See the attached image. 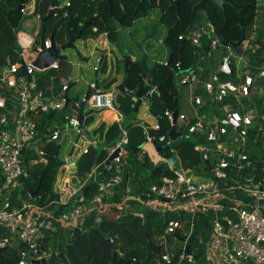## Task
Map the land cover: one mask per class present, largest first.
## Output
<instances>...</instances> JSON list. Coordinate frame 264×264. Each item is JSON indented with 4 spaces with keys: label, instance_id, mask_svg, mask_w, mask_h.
<instances>
[{
    "label": "built area",
    "instance_id": "built-area-1",
    "mask_svg": "<svg viewBox=\"0 0 264 264\" xmlns=\"http://www.w3.org/2000/svg\"><path fill=\"white\" fill-rule=\"evenodd\" d=\"M255 4V6L264 5V0H255ZM20 12L24 13V6ZM256 13L258 11L255 10L254 18ZM204 34L207 36L206 39ZM255 37L256 35L249 41L245 40L243 50L239 47V52L235 53L231 46L221 44L212 26L208 24L204 28L179 36L180 41H186L200 49H204L202 41L205 40L208 52L219 53L217 68L206 78H202L194 68H183L180 61L170 67L166 62L163 63V66L177 73L175 86L189 87L192 95L189 100L190 106L195 116L189 118L179 112L174 124L173 109L164 112L163 116L170 129L174 128L175 133L178 134L174 140L168 137L171 130L166 133L161 132L160 118H157L152 128H143L144 144L155 147L156 144L170 147L176 139L187 135V138H192L196 142L193 149L199 152L201 161L206 164L205 167L202 166V173L199 176L185 174L180 171L173 156L165 157L159 153L160 156L157 158L160 166L168 170L173 177L163 176L157 184L151 185L148 188L147 197L169 201V203L161 201L162 204L174 203L175 205L182 202L183 206L180 207L191 214V217L195 213L208 215L211 210L223 211L224 207L220 204L223 200L222 191L227 194L239 192L240 195L251 199L252 202L248 206H244L240 201H232L227 205L225 209L234 218L215 215L214 218L209 219L210 238L205 250L212 264H264V166L261 167L257 177L256 167L245 153V148L248 146V134L256 126L259 129L257 138L264 140V113L259 112V108L264 107V100L261 99L258 102L253 100L257 93L255 84L258 79L264 80V61L250 66L249 62L247 65L241 62L235 64L232 58L235 54L239 55L240 51L244 54L247 51L251 54L255 53L258 45L251 44ZM44 47L45 49L50 47L49 39H45ZM201 57L204 58V56ZM50 69H57V62ZM21 70L23 74L20 75ZM239 71H242V74H239ZM35 72L40 71H37L32 63L19 62L0 71V89L5 92L4 96L0 95V177L2 179L0 248L4 249L14 242L20 244L22 248L17 264H34L35 261L41 260L48 262L52 253L49 249H43V244L47 235L58 228L49 217L48 223L39 222L37 211L34 209L41 210V208L36 203L20 201L16 206L11 204V196L20 186V181L28 177L30 168L41 164V159L47 158L43 148L49 144H57L61 131L65 127L75 129L76 134H79V104L68 98L69 83L62 84L57 97L48 99L35 90V81L29 82L27 79ZM200 90L208 96V101L221 105L219 117L209 121L199 117L197 112L204 106ZM157 91L155 86L150 87L145 96L149 99ZM13 104H18L20 107L21 119L15 124L16 133L8 129L11 112L9 106ZM86 105L90 110L97 112L110 110L120 113L115 108V97L111 92L100 89L90 96ZM51 111L61 115L62 124L60 127L53 126L54 128L46 134H41L30 115L47 114ZM179 122L185 123L184 130L177 129ZM116 123L119 126V138L112 146L105 147L104 150L107 153L105 161L115 152L116 156L107 165L104 161L92 170L91 180L96 187L93 192L85 197L83 182L77 190L68 193L69 197L65 205L72 203L73 207L58 217V221L65 224L66 228L78 229L90 216L97 217L98 221L117 220L123 212L129 211V208L125 209L123 204L130 194V189L127 187L123 188L124 193L119 200L121 203L107 201L114 189L124 182V169L130 152L129 134L121 126L120 114ZM200 140L204 141L203 145H200ZM38 146L42 149L39 150ZM82 152H86V148ZM145 154V151L141 149L138 159L143 160ZM67 161H71L70 157ZM102 174L107 176L101 178ZM150 204L158 207L156 202ZM112 207H116L114 215L109 217L103 215L104 212H111ZM155 211L161 213L158 208ZM134 215L143 218V213H134ZM178 227L179 222L168 223L164 236L161 238L162 246L163 239L174 234ZM174 257L178 262L187 261L193 264L192 255L186 256L183 249L177 256L170 253L160 254L157 262L170 264Z\"/></svg>",
    "mask_w": 264,
    "mask_h": 264
},
{
    "label": "trees",
    "instance_id": "trees-1",
    "mask_svg": "<svg viewBox=\"0 0 264 264\" xmlns=\"http://www.w3.org/2000/svg\"><path fill=\"white\" fill-rule=\"evenodd\" d=\"M27 1L28 0H0V71L11 64L17 62L24 63L21 57V51L17 46L16 34L18 33L23 20L22 13L18 8L24 6ZM171 1L173 0H169V2ZM196 1L197 0H180L177 11L173 6L170 8V12L175 18L174 23L168 28L166 41L168 48H171V66L178 62L179 49L181 47L180 63L183 68L190 67L192 58L195 56L194 53L197 52V49H200L190 45L186 41H180L178 39L179 36L185 35L191 13L190 3ZM113 2L111 0L112 13L113 15L121 17V22L124 26L131 25L134 11L139 5H141V10L137 13V16L140 15V13H147V10L153 4V0H122L123 9L120 10L113 5ZM44 3L46 4V0H39L38 10L41 15H44V11H42L40 7H44ZM231 5L233 8L225 5L223 13L216 11L214 14L209 13L210 9H212V5H209L207 12L212 27L217 30L224 39L231 42H237L241 38L242 31L246 37L252 31L254 24L255 0H231ZM237 10H241V12L239 13ZM175 11L177 15H175ZM51 12L52 17L46 21L48 23L55 18L53 17L54 12ZM94 13H97L95 24L98 26V31L106 32L109 41L114 42L115 32L107 24L110 17L107 4L99 6L96 10L88 11V18H91ZM58 15L62 16L60 12ZM176 16H178V18ZM68 20L62 18L56 23H52L49 27L45 23V37H49L54 31L55 41L58 44L66 43L70 36L76 35L79 31L77 22L75 20L73 22L72 19L70 21L74 26V29L70 31L68 29L70 21L67 22ZM91 25V23H88L83 29L90 28ZM251 44L258 45V49L255 53L251 54L250 51L246 52V54H250L248 59L250 66H254L264 61V33H260L259 35L256 34L255 40L252 41ZM205 53V49L200 52L201 55H205ZM196 57L197 56H195V59ZM69 67L70 65L67 60L65 58H60L57 61V69L35 72L33 74L35 90L48 99L57 97L62 89V81L65 80V78H68ZM128 71L129 79L125 83V88L128 91H134L139 83L142 84L143 82L140 77V68L136 63L128 62ZM173 72L174 71L167 66H159L155 74V87L158 90V97H155V99L152 100L151 98L155 96L153 95L149 99L150 110L160 118L162 131L171 130L163 115L167 109H174L175 93H178L174 84ZM19 74H23L22 70ZM0 95H5L3 89H0ZM118 103L124 119V115L129 114V110L132 111L133 102L125 96L120 95ZM259 112L264 113V108H259ZM37 115H39V120H35L36 129L39 133H48V131L51 130L49 129L51 122L56 118V112L51 111L47 114L39 113ZM123 126L129 134V148L133 149V151L129 152L127 158L128 165L124 171V178L127 176L126 186L130 189V196H133L137 192L139 193V191H142L141 193L146 195L148 188L153 184H157L163 176L169 178L173 176L168 170L162 169L161 166H159L160 171L155 172L154 174L145 172L146 169H150L147 159L143 158V160L140 161L138 159L140 147L145 141L143 128L139 124L136 125L133 122ZM165 126L168 127L165 128ZM258 132V126L249 132L248 146L245 148V153L256 166L255 174L257 177L259 176L261 167L264 166V143L257 138ZM97 134L101 137L102 141L100 143L102 144V147H100V144L93 139L92 141H94L95 144H89L86 148V152L78 153L79 157L75 162L72 161V156L75 153L73 152L74 150L70 156V160L74 164L71 165V167L75 168L74 175L80 183H85L84 188L88 190V194L93 192L96 188L91 180V172L95 166L106 160L107 153L103 147H110L118 140L120 134L119 126L117 123H114L106 128L101 124L89 132V139L91 136H96ZM183 138L176 139L170 147L162 144H156V147L165 157L173 156L177 161L180 171L185 174L191 173L192 171L198 173L200 167H205L206 164L201 161L199 152L193 149L194 145L191 144L188 139ZM57 146V144H49L43 148L47 154L48 164H38L31 167L28 177L20 181V189L18 187L17 191H21V194L24 197L30 198L32 192L38 188L37 195L33 200L41 209H44L49 205L53 206L49 218L54 226L58 228V233H63L62 230L65 228V224L58 221V217L61 213L72 208L73 204L55 205L57 194L54 190V185L58 171V163L55 160ZM78 154L75 153V156ZM197 173L195 174L199 176ZM106 176L107 174H102L100 177L102 178ZM1 184L2 179L0 177V186ZM122 185L114 189L111 201L121 203L119 200L124 193ZM139 196L138 198H140ZM155 199L156 198H150L149 196L144 203H147L148 201L151 203L150 200ZM107 201H110V198H108ZM159 203L162 202L160 201ZM1 205L2 201H0V207ZM171 221L179 222V227L175 233L169 235V237L175 236L185 242L186 239L190 237L191 232H195L196 237L191 241L189 251L193 258V264H197L203 255L202 240L206 239L207 235L209 236V219L207 216L201 213H195L191 217V214H184L181 211L178 213L175 211L160 213L155 210H151L150 214L143 218L135 216L134 213L129 210L123 212L121 217L117 220L103 219L97 226L82 229V231L70 228V231L66 233V235H59L54 237L53 240L52 237H46L43 249L48 250L47 247L50 240V252L52 253L47 264H107L106 242L110 240L111 242L109 243L111 247L122 259L114 264H159L157 262L159 255L168 253L163 249L160 242L161 238L164 236L168 223ZM183 227L185 228V234L181 233ZM149 244L159 246L161 248L160 254L151 252ZM21 248L22 246L18 243H12L5 247L3 251L0 252V264H17ZM182 248V245L179 248H176L173 254L177 256L182 252ZM170 264L192 263L187 261L178 262L177 258L174 257Z\"/></svg>",
    "mask_w": 264,
    "mask_h": 264
},
{
    "label": "crops",
    "instance_id": "crops-1",
    "mask_svg": "<svg viewBox=\"0 0 264 264\" xmlns=\"http://www.w3.org/2000/svg\"><path fill=\"white\" fill-rule=\"evenodd\" d=\"M96 1H100V0H93V1L92 0H46V4L44 3L45 6L40 7V9L42 11H44V15H41V14H39V10H38L39 0H28L24 4V13L22 14L23 20L21 22V27H20L18 33L16 34L17 46L19 47V49L21 51V57H22L23 62L27 63V64L32 63L33 60L35 59V55H33L30 52V50L32 49L33 45H35V42H36L35 39L39 34H41L42 28H44V30H45V23L49 27L52 25V23H54V22L56 23L57 21H59L62 18H66L67 20L69 19L67 22H69L71 19L73 22L75 20L78 24L79 30L83 26L81 29L82 35L86 37V40L84 42H82V41L75 42L73 49H68V50H66V52L64 51V53L60 54L62 56V58H65L67 60L68 64L71 66V71L68 75L67 80L62 81V83H64V82L69 83V90L67 92L68 98L71 101H73L76 97H80L79 95H76V96H72V99L70 98V92H71V86H72L70 84V82H71L72 74L75 73V71L77 72L78 70H82L84 68L86 70L92 68V72H95V74H97V79L99 80V82H101V86L99 89L102 91L111 92L113 97H115V107L119 108L118 99L120 98L121 94L117 90V86L124 79L125 74H124V68H123L124 61H123L122 57L119 55L118 50H120L122 52V54H124V55L129 54L131 56V60L129 61V63H135L136 61H138L141 58L142 55H141L140 51L138 50V48H136L134 46V44L132 43V40L135 42H140L141 40L144 39L145 36L149 35L154 28H155L154 30L156 33L155 36L157 37L159 35V40H162V38L165 37L169 26L174 23L175 18L173 16V14L170 12L171 6H170V2L167 0H153L152 6L149 7V9L147 10L148 12L145 14L140 13V15L137 16V13H139L140 11L135 13V11H136L135 10L130 26H124L121 22V17H119L117 15H113V13H112V16L110 15L109 21L107 23L115 32V36H114L115 40H114V42H111V41H109L106 32L98 31V26L95 24V19L97 17V13H94L93 16L91 17V18H93V20L88 22V23L92 24L90 26V28L83 29L88 24L86 22L89 19H91V18H88L87 12L90 10H96L98 8V7H96V4H97ZM144 1H147V0H144ZM112 2H113V0H112ZM230 2H231V0H230ZM99 4H100L99 6H101L103 4H106V2H102V3L100 2ZM113 5H115L120 10L123 9L122 0H114ZM204 5H205V7H204ZM209 5H212V9H210V12H209L210 14L211 13L214 14L216 11H220V10L213 11V8H214L213 4L211 2H205L203 4V10L207 13V16H208L207 9L209 8ZM224 6L225 5H223V11H224ZM261 7L263 8L264 5L261 4V5L255 6V10L258 11L259 9H261ZM35 11L37 12V15H34ZM51 11L54 12L53 17H55V18H53L51 20V22H49V23L45 22L44 24H42L40 22V18L46 17L48 15V13ZM59 12H60V14H62V16L58 15ZM175 15H177L176 11H175ZM51 16H52V12H51ZM197 16H199V17H197ZM25 17H26V19H25ZM60 17H62V18H60ZM114 18H119V21L115 20ZM163 18H164V20H163ZM208 19H209V17H208ZM257 19H258V13H256V16L254 18V24L252 27V31L248 34L247 37L245 36L246 41L251 40L256 35L257 30H263L264 29L263 23L259 24L257 22ZM196 20L198 21V23H200L202 25H204V23H206V25L208 24V25L212 26L211 22L209 24L203 16H201L199 13H196L195 17H194V21H193L196 29L199 28L195 24ZM35 24H37L36 30H38L39 34L34 33V31L32 29L33 25H35ZM68 29L70 31H72L74 29V26L72 25L71 21H70V24L68 25ZM213 31H214V28H213ZM130 37L132 38V40L130 39ZM45 38L49 39V37H45ZM203 42H205V40H203ZM157 43H158V41H157ZM245 44H246V42L244 44L242 42V44L240 45V48L242 46V50H243V47ZM143 47H144V50L147 54L152 55V50L156 48V42L154 41V39H148V41H146L144 43ZM205 48H207V46H205L204 49ZM205 52L207 53L208 51H206V49H205ZM194 55L197 57L195 59V56H193L194 58H192V63L190 65V67L194 68L200 74V76L202 78H206L210 73H212V72H214V70H216L217 65H218V60H217V65L213 66L212 70H207L206 66L209 65V62L205 63L206 61L204 62V58H202L201 55H199L197 52H195ZM239 55L241 58V56H242L241 51H240ZM205 56L208 57L207 55H205ZM100 57H103V62H102V64L99 65V58ZM198 60L201 61V64H200L199 68H196L195 66L198 63ZM177 61L179 62V55H178ZM180 61H181V59H180ZM193 61H194V63H193ZM98 65H99V67H98ZM96 69L98 70V72H96ZM81 77L83 78V75H81ZM90 77L91 76L87 75V77H85V79H84L85 85H86V90H87V87L89 85L93 86V83H94V81H92V79ZM72 79L74 80L75 77H73ZM31 81L34 82L33 76L31 77V80L29 82H31ZM32 85H34V84L32 83ZM81 88H82V86H81ZM199 93L202 96L203 101H204V106H202L197 112L199 117L204 118L207 121L212 120L214 117H219L221 115V105L218 103L211 102L210 100L208 101V96L203 91L200 90ZM154 95H157V93ZM177 96H178V93H177ZM82 98H80V99H82ZM253 100H256L257 102L261 101L260 96H258L257 93L254 95ZM177 102H178V99H177ZM262 108H264V107H262ZM9 109L11 112H10V125H9L8 129L11 132L16 133L15 124L17 122H19L21 119L20 113H19L20 107L18 106V104L17 105L13 104V105L9 106ZM185 111L179 110L180 113H183L184 115H186L189 118H192L195 116L191 110L190 101H189ZM137 113L139 115L138 119H137V121L136 120L133 121V123H135L136 125L139 124L140 126H142V128H152V126H154L156 124L158 117L151 112L150 103L141 104L138 108ZM96 114H97L96 120H95L96 116L95 117L89 116V117L84 119V123L87 124L86 130L92 128L93 126H97V124H100L102 121L106 123L109 117H115L114 123H116V120L118 119V115H119L115 111H110V110L97 112ZM38 116L39 115H37V114H31L30 118L36 123V121L39 120ZM58 116H59L58 118L61 120V115L58 114ZM122 123H121V126L124 127L122 125ZM184 125H185V123H184ZM184 125L182 127L183 130H184ZM53 128L54 127L51 126V124H50L49 129H53ZM62 131H67V130L64 129ZM41 134H43V133H41ZM80 137L83 141L81 143V145L83 147L82 151L85 148H87V146L89 145V142H91L93 139L95 141H97L98 143H100L102 141L101 137H99L98 134L96 136H94V135L91 136L90 139H86L82 136H80ZM187 139L191 142V144H193V145L196 144V142L192 138H187ZM199 143H200V145H203L204 141L201 140V142H199ZM263 143H264V140H263ZM76 144H78V143H76ZM79 147H81V146L79 145ZM263 147H264V145H263ZM59 149H60V146H59ZM103 149H105V147H103ZM141 149H143L146 153L144 158L149 159L151 162L150 169L148 168L145 170V172L148 173L151 170H153L154 164H156L159 161L157 157L160 156V154H159L160 151L157 150L158 149L157 147L151 146L148 144L141 145L140 150ZM73 150L74 149L72 148L71 151H73ZM156 153H158V155ZM138 155H140V151H139ZM68 157H70V153H69ZM78 157H79V154L77 156H75L74 159H72V161L75 162ZM139 159H141V158H139ZM176 164H177V161H176ZM127 165L128 164L126 161L125 168L127 167ZM177 166H178V164H177ZM202 169H203V167H200L198 173L195 171H192L191 173H188V174H195V173L201 174ZM124 171H125V169H124ZM60 172H62V174ZM64 172H66L68 174H70V173L75 174V168L71 167V166H66V165L59 167V172H58L57 178H56L57 182L54 185V190L57 194L55 205H58V204H64L65 205L66 200L69 197L68 193L73 192V190H77V188L81 187V185L83 184V183H80L76 177H69L68 178V177L64 176L63 175ZM193 172H195V173H193ZM125 178H124V180H125ZM66 179L69 181L68 184H67ZM62 186H63V188H62ZM126 187L129 188L128 186H126ZM19 189H20V187H19ZM141 192L139 191V193L138 192L135 193L134 196H130V195L127 196L126 201H124L123 204H124L125 209L129 208V210H131V212H133V213H143V217H144V211L145 210H148V209L155 210V209H157V207H156V205H153L154 208H153V206H150V202H149V205H148V202L144 203L145 200L143 201L140 198H142V196H146V195L142 194ZM15 194H13V198L10 200V202H11V204H14L17 206L19 202L17 201L16 197L14 196ZM222 194H223V200L220 202V204L224 207L223 211L211 210L208 213V215H206L208 219L214 218L215 215L234 218V216L225 209L227 207V205L231 204L232 201H240L244 206H248L252 202L251 199H249L246 196L240 195L239 192H235L234 194H227L225 191H222ZM139 195H141V196H139ZM138 196L140 198H138ZM146 198H147V196H146ZM111 199H112V196H110V200ZM140 205L143 206L144 210H141V209L139 210V209L135 208L136 206H140ZM165 205H168V204H165ZM157 206H159V205L157 204ZM52 207H53L52 205L50 207H48V212L51 213ZM112 208H111V212H108V213L104 212L103 215H105L106 217L112 216V214L114 215L116 207H112ZM158 209L161 212L164 211L163 207L158 208ZM170 209L171 210H167V212L168 211L185 212L182 210V208L179 205H173V206H171ZM263 214H264V211H263ZM37 216H38L40 223H43V224L48 223V220H47L49 217L48 214L37 212ZM87 219L76 230L82 231V229H87L90 227L97 226L99 221H100V220L98 221V218L95 216L94 217L90 216L89 219L88 220ZM181 233L185 234V228L184 227L182 228ZM49 235H50V238L54 237V236L57 237L59 235L63 236V234L58 233L57 230L52 231V233H50ZM207 238L202 240L203 255H202L201 259L197 262V264H212L209 261V257H208V255H206V250H205L206 244L210 238V229H209V236L207 235ZM60 240H62V239H60ZM181 242H182V246L184 248L185 242L183 240H181ZM14 244H17V243L14 242Z\"/></svg>",
    "mask_w": 264,
    "mask_h": 264
},
{
    "label": "water",
    "instance_id": "water-1",
    "mask_svg": "<svg viewBox=\"0 0 264 264\" xmlns=\"http://www.w3.org/2000/svg\"><path fill=\"white\" fill-rule=\"evenodd\" d=\"M141 1H144V0H141ZM179 1L180 0H173V1L170 2V6L175 7L176 11H177V8H178ZM102 2H106V4L108 5V10L110 12V15L112 16V6H111L112 3H111V0H101V3ZM205 2H211L213 4V6H214L213 11L220 10L222 13L224 12L223 11V5H228V6L232 7L230 0H198L197 2H191L190 3L191 13H190L189 22H188V28L185 31V35L189 31L196 30V27L194 26V23H193L196 13H199L201 16H203L206 19V21L210 24V21L208 19L207 13L203 10V4ZM18 9L21 10L22 6H20ZM140 9H141V5H139L137 7L135 13L140 11ZM237 12L240 13L241 10H237ZM34 15H37L36 11L34 12ZM51 17H52L51 16V12H49L46 17L40 18V22L42 24H44ZM177 18H178V16H177ZM114 19L119 21V18H114ZM92 20H93V18L89 19L86 23H88L89 21H92ZM82 27L80 28V30L78 31V33L75 36H70L68 38L67 42L64 43V44H58L55 41L54 32H53L49 36V45H50V47L47 48V49H45V47H44V42H45L46 38H45V35H44V28H42V31H41V34H40V42H39V44L33 45L32 49L30 50V52L33 55H35V59L32 62V66L37 71H40V72L50 69V67L54 63H56L60 58H62V56L60 55L62 52H64L65 50H68V49H73L75 42H77V41L84 42L86 40V37L82 35V30H81ZM154 29L152 30V32L149 35L145 36L144 39L141 40L140 42L132 41L134 46L136 48H138V50L140 51V53L142 55L141 58L138 61H136L135 63L140 68V77H141L143 82H142V84L139 83V85L137 86V88L134 91H128L125 88V83L129 79L128 62L131 60V56L129 54L124 55V54H122V52L120 50H118L119 55L122 57V59L124 61L123 68H124L125 77L120 82V84L117 86V90L119 91V93L121 95L125 96L126 98L130 99L133 102L132 109H133L134 113H137L138 108H139V106L141 104L149 103V100H148V98L145 95L148 92V90L150 89V87L155 86V79H156L155 74H156L157 69L160 66V63H157L155 61H154L153 65H152V67L148 68L146 66V61L148 59H152L153 56L149 55V54H147L145 52L143 45H144V43L146 41H148V39H155L156 33H155ZM214 33L219 38V40H220L222 45L231 46L234 49L235 53L239 52L240 45L242 44V42L245 41V35H244L243 31H242V34H241V38L237 42H231V41H228V40L224 39L219 34V32L217 30H215V29H214ZM167 36H168V31L166 32V35H165L164 40H163L162 43H163V45L165 47L168 48V45L166 43ZM158 43H159V41H158ZM181 49H182V47L179 49V61H180ZM205 49H206V51H208V47L205 48ZM170 61H171V55L169 56V58H168V60L166 62L167 66H169V67L171 66ZM102 62H103V57H100L99 58V65L102 64ZM193 63H194V61H193ZM99 65H98V67H99ZM96 72H98L97 69H96ZM94 78H95V80H94L93 86L89 85L87 87V90H86V92L84 94V97L82 99H80V97H76L73 100L74 102L79 104V114H78V123H79L78 132H79V134H78V136H82V137H84L86 139H89V132L92 131L96 127V126H93L92 128H90L88 130L83 129L84 119L89 117L92 114H96L97 113V111H95V110L85 111L86 101L90 98V96L94 95L96 90H98L100 88V86H101V82H99V80L97 79V74H95ZM27 79H28V81H30L31 80V76H28ZM176 96H177V94L175 93V107L173 109V117H174L173 123L174 124H175L176 119H177L178 114H179V107H178V104H177ZM115 108H116V110L118 112H121L118 107H115ZM168 110L171 111L172 109L169 108ZM161 132L162 133H166V131H164V130L161 131ZM176 135H178V134L175 133L174 128H172V130L168 133V137L171 140H174ZM91 144H95V142L91 141ZM157 150H159V149H157ZM129 151H133V149L129 148ZM58 152H59V147L57 146L56 147V153H55V160L58 163V167H61L64 163H61L58 160ZM71 154H72V151L70 152V156H71ZM115 156H116V152L113 155H111L107 159V161H105V165H107ZM69 163L71 165H74L73 162H71V161ZM147 163H148L149 166L151 165V162H150L149 159H147ZM159 166H160V162L154 164L153 170L150 171V173L154 174L155 172H159L160 171L159 168H158ZM126 184H127V177L125 178L122 187L125 188ZM37 192H38V188L32 192L30 197L32 199L35 198V196L37 195ZM83 194H84L85 197L88 195V190L86 188H84ZM141 199L143 201L144 200L146 201L147 198H146V196H142ZM161 201L165 202V203H169L168 200H161ZM150 212H151L150 209L145 210L144 211V216L147 217L150 214ZM176 213H178V212H176ZM195 237H196L195 232H191L190 237L187 238L186 241H185V245H184V248H183V253L186 256L191 255V252L189 251V246H190L191 241ZM106 247H107V264H114L115 262H117L119 260H122L121 257L119 256V254L111 247L109 241L106 242ZM149 247H150L151 252H155L157 254H160V252H161L160 249L161 248L159 246H153V245L149 244ZM2 251H3V249L0 248V252H2ZM34 264H47V262L45 260H41V261H35Z\"/></svg>",
    "mask_w": 264,
    "mask_h": 264
},
{
    "label": "rangeland",
    "instance_id": "rangeland-1",
    "mask_svg": "<svg viewBox=\"0 0 264 264\" xmlns=\"http://www.w3.org/2000/svg\"><path fill=\"white\" fill-rule=\"evenodd\" d=\"M197 17H199V16H197ZM25 19H26V17H25ZM257 22L259 24L263 23V25H264V7L263 8L261 7V9L258 10ZM195 24L199 27V29L201 27H203V28L206 27V23H204V25H202V24L198 23L197 20L195 21ZM36 28H37V24L33 25L32 29H33L34 33L39 34V32H38V30H36ZM260 33H264V29L263 30H257L256 34L259 35ZM39 35L35 39L36 40L35 44H39V42H40V36ZM206 38H207V36H206V34H204V39H206ZM130 39L132 40L131 37H130ZM163 40H164V37L162 38V40H159V35L157 37H155L154 41L156 42V48L152 50L153 58L152 59H148L146 61V66L148 68L152 67L154 61L157 62V63H160V64H162L164 62H167L169 56L171 55V52H170L171 48L170 47L169 48L165 47L163 45V43H162ZM157 41H159V43H157ZM202 43H203V48H204L206 46V42L202 41ZM241 50H242V46H241ZM196 51H197V53L199 55H201L200 52H202L203 49H197ZM65 52H66V50H65ZM62 53H64V52H62ZM206 54H207L208 57L205 56ZM205 55H201V56H204V62L206 61L205 63L209 62V65L206 66V69L207 70H212L213 66L217 65V60H218V57H219V53L218 52H214V51H210L208 53H205ZM249 57H250L249 53H247V54L242 53L241 58H240V56L238 54H235L232 58H233L235 64L237 62H241L242 64L247 65L248 62H249V60H248ZM200 64H201V61L198 60V63L196 64L195 67L199 68ZM69 68H70L69 69V73H70L71 66ZM244 70H243V72H244ZM69 73H68V75H69ZM173 73H174V81H175L174 83H176L177 73L176 72H173ZM238 73L242 74V71H239ZM81 75H83V78L81 77ZM87 75L91 76L90 78L92 79V81L95 80V78H94L95 77V72H92V68H90L88 70H86L84 68L82 70H78L77 72L75 71V73L72 74V78L75 77V79H74L75 81L71 78V82H70V84L72 85L71 86V92H70V98L71 99H72V96H76V95H79L80 98L84 97V94H85L84 92L86 91V85H85V80L84 79H85V77H87ZM65 80H67V78H65ZM81 86H82V88H81ZM176 87H177V92H178L177 99H178L179 110L180 111H185L186 107H187V105L189 103L190 97L192 96L191 92H190V89H189V87H181V86H176ZM255 87H256V92H257L258 96H260V99L264 100V80L263 79H258V83L255 84ZM155 97H158V94L153 96L151 99L153 100V99H155ZM88 110H90V108H89L88 105H86L85 106V111H88ZM58 114L59 113H56V117L57 118L52 121L51 126H58V127L61 126V120L58 118L59 117ZM96 115L97 114H92L90 116L95 117ZM120 115H121V117L123 119L122 113H120ZM138 116H139L138 113H134L133 109H132V111L129 110V114L124 115V119H123L122 125L126 126V125L130 124L131 122H133L135 120L137 121ZM96 119H97V116L95 117V120ZM114 122H115V117H109L106 123L102 121L100 124H97V126L102 124L104 127L108 128L111 125H113ZM183 125H184V123L179 122L177 124V129L178 130H183L182 129ZM167 127L168 126H165V128H167ZM83 128L86 130V128H87V124L86 123H84ZM65 130H67V131H61L62 134H61V137H60V139H59V141L57 143V145L60 146L59 153H58V160L61 163H64V165L67 163V165L71 166V164L67 161L69 153L72 150V148L74 149L73 152H75L76 154L80 153L82 151V148H83L82 145H81V143L83 141H82L81 137L78 136V134L75 133V129H71V128L65 127ZM186 137H187V135H184L183 139H187ZM76 143H78V144H76ZM74 144L76 146H74ZM99 144H100V147H102V144L101 143H99ZM79 145L81 147H79ZM38 149L39 150L42 149L41 146H38ZM75 153L73 154L72 159H74ZM40 163H41L40 165H47L48 164V159L47 158L41 159ZM58 172H59V167H58L57 174H58ZM60 173L62 174V172H60ZM57 174H56V178H57ZM63 175L68 177V178L69 177H75L74 174H72V173L68 174V173L64 172ZM56 182H57V180H56ZM15 193H14L15 194L14 196L16 197L18 202L21 201L22 203L35 204V201L33 199L24 197L21 194V191H17L16 190ZM129 195L130 194H128V196ZM12 198H13V194H12L11 199ZM150 201L151 202H156L157 204L160 202L157 198L155 200H150ZM183 203H186V202H183ZM173 204L170 203L168 205H165V204L160 203V205L158 204L159 206L157 208H162L163 207L164 211H162L161 213H165V212H167V210H171L170 208H171V206H173ZM151 205L152 204H150V206ZM175 205L183 206L182 202L175 203ZM48 207H50V206H47L46 208L41 209V210H37V209H34V210L39 212V213H44V214H48L49 215L50 212H48ZM135 208L139 209V210L140 209L144 210L142 205L136 206ZM183 213L187 214L186 212H183ZM69 231H70V228H66L65 227L62 230V232H63L62 234L66 235V233H68ZM47 237L49 238L50 235L48 234ZM54 237H52V240H53ZM163 243H164L163 244V249L166 252L170 253V254H173L174 250L176 248H179L182 245L181 240L176 238L175 236H172V237L167 236V237H165L163 239ZM50 247H51V241L49 240L48 247H47L49 249V251H51Z\"/></svg>",
    "mask_w": 264,
    "mask_h": 264
},
{
    "label": "flooded vegetation",
    "instance_id": "flooded-vegetation-1",
    "mask_svg": "<svg viewBox=\"0 0 264 264\" xmlns=\"http://www.w3.org/2000/svg\"><path fill=\"white\" fill-rule=\"evenodd\" d=\"M99 2H101V0H100V1H96V3H97V4H96V7H99V5H100ZM164 63H165V62H164ZM162 64H163V63H162ZM162 64H160V65H162Z\"/></svg>",
    "mask_w": 264,
    "mask_h": 264
}]
</instances>
